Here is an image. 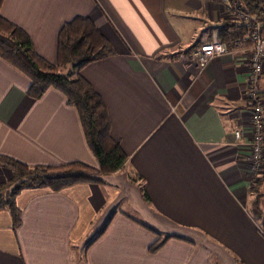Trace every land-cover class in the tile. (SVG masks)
<instances>
[{
  "label": "crops",
  "instance_id": "1",
  "mask_svg": "<svg viewBox=\"0 0 264 264\" xmlns=\"http://www.w3.org/2000/svg\"><path fill=\"white\" fill-rule=\"evenodd\" d=\"M0 13L52 63L65 22H94L113 52L80 74L127 155L104 183L22 189L18 226L0 209V264H264L246 162L250 44L203 67L190 56L218 40L223 22H237L218 0H3ZM29 85L0 57V154L97 168L75 107L53 87L31 98ZM258 88L264 99V69ZM11 177L0 166V182Z\"/></svg>",
  "mask_w": 264,
  "mask_h": 264
},
{
  "label": "trees",
  "instance_id": "2",
  "mask_svg": "<svg viewBox=\"0 0 264 264\" xmlns=\"http://www.w3.org/2000/svg\"><path fill=\"white\" fill-rule=\"evenodd\" d=\"M243 4L248 13L261 21L264 36V4L261 0H234ZM3 0H0V8ZM252 23L223 22L218 26V40L231 44L241 40V47L250 44L246 31ZM197 46L193 43L188 49ZM107 38L94 22L85 15H77L65 22L57 35L55 63L40 56L34 49L30 36L21 27L3 17L0 13V57L21 71L30 80L26 91L31 98H40L50 87L59 90L68 104L75 107L86 144L96 158L98 167L93 168L80 161L56 165H28L10 156L0 154V166L9 168L13 175L0 182V209L6 208L16 227L20 222V209L15 200L18 193L25 188H45L52 191L67 186L94 182L104 183V177L119 171L126 163L127 155L118 139L111 135L108 112L100 95L80 74L88 63L101 60L112 54ZM263 92L258 88V94ZM262 97V96H261ZM251 103V102H250ZM252 105V103H251ZM249 192L250 214L264 233V165L262 173L252 179ZM150 246L156 251L165 240Z\"/></svg>",
  "mask_w": 264,
  "mask_h": 264
},
{
  "label": "built area",
  "instance_id": "3",
  "mask_svg": "<svg viewBox=\"0 0 264 264\" xmlns=\"http://www.w3.org/2000/svg\"><path fill=\"white\" fill-rule=\"evenodd\" d=\"M226 15L240 23H252L246 31V37L250 41V53L246 72V98L252 103L249 109L250 133L248 138L249 155L246 158L248 169L252 179L262 173L263 147H264V99L258 94V84L264 69V36L261 32V21L255 20L246 7L234 0H218ZM241 48V40L236 39L231 44L214 40L202 44L191 53V57L198 66H205L215 56L230 53ZM239 137L240 132H235Z\"/></svg>",
  "mask_w": 264,
  "mask_h": 264
},
{
  "label": "rangeland",
  "instance_id": "4",
  "mask_svg": "<svg viewBox=\"0 0 264 264\" xmlns=\"http://www.w3.org/2000/svg\"><path fill=\"white\" fill-rule=\"evenodd\" d=\"M12 175H13V173H12ZM261 206L264 208V199H263V202L261 203Z\"/></svg>",
  "mask_w": 264,
  "mask_h": 264
}]
</instances>
